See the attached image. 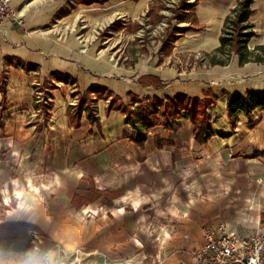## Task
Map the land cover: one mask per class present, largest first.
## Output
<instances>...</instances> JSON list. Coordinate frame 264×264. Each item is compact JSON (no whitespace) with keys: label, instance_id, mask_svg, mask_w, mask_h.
Instances as JSON below:
<instances>
[{"label":"crops","instance_id":"crops-1","mask_svg":"<svg viewBox=\"0 0 264 264\" xmlns=\"http://www.w3.org/2000/svg\"><path fill=\"white\" fill-rule=\"evenodd\" d=\"M239 1L185 0L194 6L182 9L186 19L168 62L159 57L129 67L99 55L84 35L138 20L154 0H12L23 24H0V70L8 64L5 101L0 93V196L40 193L38 210L51 209L53 224H60L52 238L68 247L84 244L108 264H198L194 252L204 245V230L222 224L235 236L264 234V110L231 120L227 107L230 97L264 93V61L241 65L235 54L224 65L210 64ZM252 10L256 36L248 48L255 51L264 46V0H254ZM184 55L193 58L188 66L181 64ZM47 80L55 87L46 90L53 97L49 121L32 113L37 86ZM89 90L125 102L211 96L214 136L200 145L189 119L176 117L172 130L153 117L139 147L125 114L104 108L98 125L84 115L81 127H72L71 95ZM157 140L170 143L158 147ZM13 169L23 171L20 185L10 183ZM76 198L83 200L84 227ZM38 216L50 232L51 219Z\"/></svg>","mask_w":264,"mask_h":264},{"label":"rangeland","instance_id":"rangeland-1","mask_svg":"<svg viewBox=\"0 0 264 264\" xmlns=\"http://www.w3.org/2000/svg\"><path fill=\"white\" fill-rule=\"evenodd\" d=\"M184 1L154 0L149 9L138 20H129L125 23L123 22V25L121 22V24L116 23L110 28L97 26L96 29L92 28L87 32L86 37L84 35V39L89 40L91 47L97 48L99 55L107 54L113 57L115 63L117 62L119 65L130 67L139 61L145 62L154 58L159 60V57L163 64L167 63L171 54V44L174 41L173 35L178 28L183 27L181 23L186 19V14L182 12ZM252 52H256V50ZM233 55L235 53L231 52L229 56L224 55V58L222 57L221 59L227 60ZM180 59L182 65L188 66L193 58L184 55L180 56ZM7 67L8 64H5L0 70V87L4 88L8 80ZM48 82L52 83V81L47 80V83L44 81L37 86L42 94L41 98H44V92V96L52 97V93L46 92V90L54 91L55 87L53 83L50 84ZM71 97L74 98V105L68 107L67 112L72 119L78 113L83 118L89 112L92 113V110H95V114L99 117L100 110H103V108L109 113L108 107L112 98L106 93H90L87 95V93L80 94L75 91ZM83 98L87 102L83 103ZM129 101L130 99L124 102L128 103ZM124 102L117 101L116 107H121L125 104ZM81 103H83L82 106H80ZM51 109H53V102ZM114 110L117 111V108ZM2 116L0 125L2 124L3 126L0 128L4 129ZM155 117L156 120H161L163 123L162 116ZM48 118L49 120L52 118V110L51 112L45 111L43 119L47 121ZM10 160L12 162L10 166L15 168L16 165L13 164L15 163L13 161L14 158L11 157ZM10 172L13 173L14 177V180H10L11 184L16 186L18 182L23 181L22 177H20L23 171L13 169ZM20 190L23 191V188ZM6 196L9 197L8 195ZM96 197L97 195L92 197L91 201L93 203H99ZM43 200L44 197L40 193L27 194L19 191L11 195L8 200L4 196H0V226L4 225L0 230V264H108L99 254L89 253L84 244L68 247L59 241H55L52 236L54 230H57L60 224H53L50 214L51 209L44 207L38 210L37 206L42 207L44 205ZM81 201H83L82 198H76L74 208L77 209V213L82 215L79 222L80 226L84 227L87 217L83 213ZM38 215L46 216L47 222L51 219L46 226L51 230L50 232L47 233L42 227L43 225L36 223L39 218ZM41 220H44V218Z\"/></svg>","mask_w":264,"mask_h":264},{"label":"trees","instance_id":"trees-1","mask_svg":"<svg viewBox=\"0 0 264 264\" xmlns=\"http://www.w3.org/2000/svg\"><path fill=\"white\" fill-rule=\"evenodd\" d=\"M254 0H240L238 6L232 10L230 16L226 19L225 26L221 38V46L217 50V53L211 57L210 64L217 65L226 64L227 60L221 59L224 55H230L234 52L239 56L241 65H246L248 62H259L264 61V46H260L256 49V52L249 50L247 45L256 36L254 32V25L251 23V17L254 14L252 10V3ZM194 5L185 6L183 2V9L186 7L193 8ZM21 69L26 71H34L32 67H26L21 63H18ZM57 80H61L58 78ZM68 83V80L64 81ZM5 88L0 87V93L2 92L5 99ZM102 94L106 93L111 97L108 110L109 112L117 108L122 110L125 114V124L129 125L135 130V143L139 147H143L147 140L149 130L154 127L153 117L162 116L163 123L168 129L175 130L177 123L174 121L176 117H184L189 119L195 126L194 137L196 142L200 145H205L213 136L214 131L209 117V108L216 104V99L211 96H206L204 100L191 99L184 96L176 97L174 100H168L167 103L158 100L146 99L140 101L136 96H131L130 101L125 103L120 97L111 95L108 91L104 90H89L88 94ZM77 95V94H76ZM53 99V97H51ZM95 101V100H94ZM117 101L124 102L121 107H116ZM82 102H87L83 98ZM80 106H82V104ZM229 117L234 119L238 113H244L246 116L251 115L257 109L264 110V93H250L247 96L236 95L230 97L227 103ZM5 109V105H1L0 108V119L2 116V110ZM96 111L92 110L89 112L87 119L90 123L99 124V117L95 114ZM70 118V125L75 128H80L82 115L79 113L74 117ZM49 121V118L47 119ZM3 126L2 124L0 127ZM170 142H160L157 140V146L162 147L163 144H169ZM4 225L0 226V230Z\"/></svg>","mask_w":264,"mask_h":264},{"label":"built area","instance_id":"built-area-1","mask_svg":"<svg viewBox=\"0 0 264 264\" xmlns=\"http://www.w3.org/2000/svg\"><path fill=\"white\" fill-rule=\"evenodd\" d=\"M12 0H0V24L16 22L22 25L17 12L11 7ZM47 92V91H46ZM49 92V91H48ZM45 93V92H44ZM35 91L34 116L51 112L53 99ZM204 245L196 250L195 258L198 264H264V234L252 233L247 237L232 235L225 224L208 228L203 232Z\"/></svg>","mask_w":264,"mask_h":264},{"label":"snow or ice","instance_id":"snow-or-ice-1","mask_svg":"<svg viewBox=\"0 0 264 264\" xmlns=\"http://www.w3.org/2000/svg\"><path fill=\"white\" fill-rule=\"evenodd\" d=\"M136 206H138V205H134V207H136ZM121 211H123V210L121 209ZM165 235H167V234H165Z\"/></svg>","mask_w":264,"mask_h":264}]
</instances>
